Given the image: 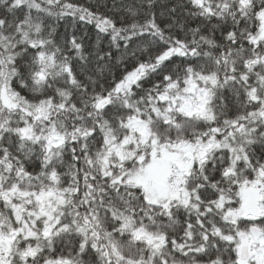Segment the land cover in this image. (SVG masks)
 <instances>
[{"label": "snow or ice", "instance_id": "6c2138e0", "mask_svg": "<svg viewBox=\"0 0 264 264\" xmlns=\"http://www.w3.org/2000/svg\"><path fill=\"white\" fill-rule=\"evenodd\" d=\"M0 264H264V0H0Z\"/></svg>", "mask_w": 264, "mask_h": 264}, {"label": "trees", "instance_id": "16d2710c", "mask_svg": "<svg viewBox=\"0 0 264 264\" xmlns=\"http://www.w3.org/2000/svg\"><path fill=\"white\" fill-rule=\"evenodd\" d=\"M61 30H63V29H61Z\"/></svg>", "mask_w": 264, "mask_h": 264}]
</instances>
